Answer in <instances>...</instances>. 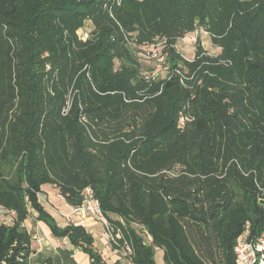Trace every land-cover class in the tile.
Segmentation results:
<instances>
[{
	"label": "trees",
	"instance_id": "trees-1",
	"mask_svg": "<svg viewBox=\"0 0 264 264\" xmlns=\"http://www.w3.org/2000/svg\"><path fill=\"white\" fill-rule=\"evenodd\" d=\"M198 27L219 51L186 59L173 45ZM158 38L169 74L147 79L136 49ZM44 184L72 206L91 187L127 264H236L264 230V0H0V264H30L32 210L74 246L40 264H107Z\"/></svg>",
	"mask_w": 264,
	"mask_h": 264
},
{
	"label": "built area",
	"instance_id": "built-area-1",
	"mask_svg": "<svg viewBox=\"0 0 264 264\" xmlns=\"http://www.w3.org/2000/svg\"><path fill=\"white\" fill-rule=\"evenodd\" d=\"M79 33L84 40L89 36L88 29H81ZM205 35H209V32L204 28L198 27L193 32H190L185 36L179 38L177 43L173 46L179 52H181L182 56H184L186 59H189L183 54L180 48L185 45L192 47L193 49H195L193 54L194 57L196 46L199 40L202 41V37ZM166 47L167 40L158 38L155 43L150 45H141L136 49V55L139 58L140 62L142 63V65H146V68L144 67V74L146 75L147 79L166 77L169 74V65L166 60ZM150 68H153L154 70H149ZM69 108L70 101H67V104L64 107V113H67ZM190 120V117L182 116L179 120V127L183 128L186 122ZM73 213L76 215L91 216L100 220L104 224L105 235L110 240L111 244L122 238L120 231H115L114 226L105 216L101 204L95 197L94 190L91 187L85 188L84 199L80 205L74 206ZM142 233L146 242L149 243L152 241V235L148 230L144 228ZM234 251L236 264H264V230L260 235L256 237H250L249 224H247L246 230L237 239ZM122 252L125 256H127L132 254L133 249L131 245L125 243L122 248ZM128 264L133 263L131 261H128Z\"/></svg>",
	"mask_w": 264,
	"mask_h": 264
},
{
	"label": "crops",
	"instance_id": "crops-1",
	"mask_svg": "<svg viewBox=\"0 0 264 264\" xmlns=\"http://www.w3.org/2000/svg\"><path fill=\"white\" fill-rule=\"evenodd\" d=\"M207 39L211 40L209 35L203 36L201 41L204 48L206 47L205 49H207L205 44L208 42ZM213 46L215 48L214 54L218 53L219 48L214 44ZM182 48L188 51L192 50L187 45ZM39 200L44 209L60 226L74 223L86 227L94 235V247L100 252L107 264H127L122 258L121 253L113 248L110 240L106 237L104 224L94 217L74 214V206L66 202L56 185H42ZM36 217L37 213L32 210V215L26 221L27 228L33 231L32 248L34 253L30 258V264H40L45 258L55 255L60 246L74 249V246L68 238L55 237L50 227L43 221H37ZM3 219H6V216H3ZM157 253L160 254L158 258L155 255L156 262L158 264H166L164 261V251L157 249ZM74 258L78 264H91L88 254L82 250L75 249Z\"/></svg>",
	"mask_w": 264,
	"mask_h": 264
},
{
	"label": "rangeland",
	"instance_id": "rangeland-1",
	"mask_svg": "<svg viewBox=\"0 0 264 264\" xmlns=\"http://www.w3.org/2000/svg\"><path fill=\"white\" fill-rule=\"evenodd\" d=\"M207 41L208 42H206L205 44H206V46H207V51L208 52H210L211 54H214V50H215V48H214V46H213V44H212V41L211 40H208L207 39ZM192 48V47H191ZM206 48V47H205ZM180 50L183 52V54L187 57V58H189V59H191V58H193V54H194V50L195 49H193L192 48V50L191 51H188V50H184L182 47L180 48ZM143 66L146 68V65L145 64H143ZM149 70H154L153 68H150ZM163 73H164V71H163ZM157 252V251H156ZM159 252V251H158ZM159 254L160 253H157L156 254V257L158 258V256H159Z\"/></svg>",
	"mask_w": 264,
	"mask_h": 264
},
{
	"label": "water",
	"instance_id": "water-1",
	"mask_svg": "<svg viewBox=\"0 0 264 264\" xmlns=\"http://www.w3.org/2000/svg\"><path fill=\"white\" fill-rule=\"evenodd\" d=\"M260 202H261V203H264V200H263V199H261V200H260Z\"/></svg>",
	"mask_w": 264,
	"mask_h": 264
}]
</instances>
